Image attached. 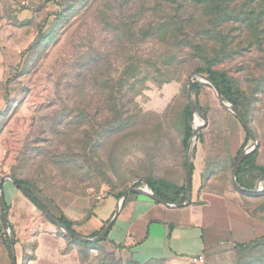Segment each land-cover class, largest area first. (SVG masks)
Listing matches in <instances>:
<instances>
[{
  "label": "rangeland",
  "instance_id": "374dc122",
  "mask_svg": "<svg viewBox=\"0 0 264 264\" xmlns=\"http://www.w3.org/2000/svg\"><path fill=\"white\" fill-rule=\"evenodd\" d=\"M195 71L225 75L223 98L256 139L242 150L258 148L264 0H0V197L11 177L47 204L52 189L92 198L128 186L149 190L144 179H163L178 161L185 177L186 157L192 162L193 150L204 149L193 198L203 221L200 264H264V236L234 241L228 212L232 205L264 211L263 191L232 183L224 152L227 131L242 141L245 129L197 75L191 97L207 111L205 120L188 116ZM187 122L192 131L201 125L188 155ZM3 214L0 199V264H10ZM78 245L80 264H195L139 263L101 241Z\"/></svg>",
  "mask_w": 264,
  "mask_h": 264
},
{
  "label": "crops",
  "instance_id": "0c3cea01",
  "mask_svg": "<svg viewBox=\"0 0 264 264\" xmlns=\"http://www.w3.org/2000/svg\"><path fill=\"white\" fill-rule=\"evenodd\" d=\"M227 132L224 152L231 160L242 151L238 153L244 139L239 141L231 130ZM193 153L191 195L187 205L177 206L174 203L179 202L170 201L163 203L145 192L136 191L127 194L119 210V197L115 194L92 198L90 195H73L52 189L48 191L51 205L37 194L38 201L55 217H66L75 233L84 237L101 231L116 213L106 239L100 241L116 248L122 246L120 249L128 252L137 262L190 260L192 255L202 254L204 250L203 221L193 198L201 187L206 152L194 149ZM255 164L264 167V140L257 148ZM262 175L255 179L254 188L246 190H259L257 185ZM164 179L177 185L183 184L184 175L179 161L171 166ZM209 179L213 180L212 177ZM260 186L263 189L264 179ZM4 195L6 207L8 205L7 220L15 236V244H12L15 261L20 259L26 264H80L78 243L52 223L12 181L8 187L4 186ZM252 211L238 205L230 206L228 212L234 241L245 242L264 236V211L258 210V216Z\"/></svg>",
  "mask_w": 264,
  "mask_h": 264
},
{
  "label": "water",
  "instance_id": "95a60500",
  "mask_svg": "<svg viewBox=\"0 0 264 264\" xmlns=\"http://www.w3.org/2000/svg\"><path fill=\"white\" fill-rule=\"evenodd\" d=\"M194 75H197V77L202 80V81H206L208 82L213 88L216 89L217 91V95L218 97L220 98L221 100V104L228 110H230L231 112H233L238 118L239 120L241 121L242 123V126L244 127L245 131L247 132L248 134V137L249 139L255 143L256 142V139L251 131V128H250V125H249V122L248 120L246 119V117L242 114V112L237 108L235 107L234 105L226 102L222 96V94L217 90V88L215 87V84L210 81L208 78H206L204 75L198 73V72H193L189 78H188V84H187V90H186V100H187V103L190 107V110L197 114L200 118H202L203 120H205V116L202 115L198 110L197 108L195 107V104L192 100V97H191V91H192V88H193V83H194ZM205 123V122H204ZM201 128V125H198L196 126L193 131H192V134L188 140V144H187V147H186V153L187 155L189 154V151H190V148H191V145H192V140L193 138L195 137L196 133L199 131V129ZM251 151L250 147L249 146H246L237 156L235 162H234V165L231 169V181L233 184L235 185H239L237 180H236V171H237V168L240 164V162L242 161V159L244 158V156L249 153ZM264 179V174L260 177L259 179V182H258V185H257V189L259 188L260 186V183L261 181ZM10 180L20 189L22 190V192L24 194H26L30 199H32L36 205L42 210V212L47 216V218L52 222L54 223L65 235H67L68 237H71V238H74L78 241H82V242H90V241H100L102 240L103 238H105L108 234V231L112 225V222H113V219L115 218V215L116 213L114 214V216L107 222V224L102 228V230L96 235V236H93V237H84V236H81L73 231H71L70 229H68L63 223H61L54 215H52L46 208H44V206L34 197V195L21 183H19L16 178L14 177H11ZM184 185H185V200L184 202H181V203H174V205H177V206H181V205H187L190 203V195H191V170H190V167H189V160H188V156L186 157V164H185V182H184ZM2 189V185H1V181H0V190ZM145 192L146 194H148L151 198L155 199V200H158L160 202H163V203H170L169 201H167L166 199H163L162 197H160L158 194L154 193L151 189H139V188H134L133 186H128L126 189L123 190V192L121 193L120 197H119V201H118V206H117V210L120 209V207L122 206L123 202H124V199L125 197L127 196V194L129 192ZM1 199V204H2V207H3V226L4 228L6 229V231L8 232V248H9V251H10V256H11V261H12V264H16V261H15V254H14V250H13V245H12V242H11V239H10V228H9V223H8V220H7V207H6V203H5V200L3 198V195H1L0 197Z\"/></svg>",
  "mask_w": 264,
  "mask_h": 264
},
{
  "label": "trees",
  "instance_id": "16d2710c",
  "mask_svg": "<svg viewBox=\"0 0 264 264\" xmlns=\"http://www.w3.org/2000/svg\"><path fill=\"white\" fill-rule=\"evenodd\" d=\"M209 79L215 84V87L222 94V96L229 100L228 96H229V93H230L229 92L230 91V86H229V81L226 79L225 75L222 72L211 71V75L209 76ZM195 88H197V84L194 81L192 90L195 89ZM230 101L233 103V105L235 107H237L232 100H230ZM193 102H194L195 107L197 108V110L202 115L205 116L206 115V111H207L206 106L203 107L200 104H198L197 102H195V101H193ZM188 116L189 117L192 116V111L190 110V107H188ZM191 133H192V127L187 122L185 124V126H184V134H183V138H182V142H183V145L185 147H187L188 140H189V137L191 136ZM248 139H249V137H248V134L246 132L245 133V137H244V141H243V143L241 145V148L238 151V153L242 150L244 145L247 143ZM256 153H257V148H255L252 151H250L249 153H247L244 156V158L242 159V161L240 162V164H239V166L237 168V171H236V180H237V182L242 187L247 188V189L254 188L255 179L260 174H264V167H260V166H257L255 164ZM235 160H236V156L233 157L231 160L229 159L230 167H233ZM189 167H190L191 174H192V171H193V168H194L192 162H189ZM16 180L19 183L23 184L34 195V197L38 200L37 193H35L31 189H29L21 180H19V179H16ZM144 181L147 183L149 188L154 193L158 194L160 197H162L163 199H166L167 201L181 203V202H184V200H185V185H184L185 177H184V182L181 185H177V184H175V183H173V182H171L169 180H166L164 178L163 179L146 178V179H144ZM140 183H142V180H139V181L135 182V185H139ZM260 191L264 192V187ZM252 192H254V191H251V193ZM115 195H116V197H120L119 194H115ZM7 207H8V205H7ZM56 218L61 223H63L68 229H70L71 231L75 232L72 229V227H71V222L66 217H64V216H56ZM9 226H10V230H11L10 231V239H11L12 244L14 245L15 244V236H14V233H13V230H12L10 224H9ZM99 232L100 231L94 232L93 234L90 235V237L96 236ZM70 239L73 240V241H76L78 244L90 243V242L78 241V240H76L74 238H71V237H70ZM104 239H106V237L103 238V240ZM5 243H6V247L8 249L9 257H10V260H11V256H10V252H9V248H8V240ZM238 245H243V244H238ZM117 247L121 248L122 246L118 245ZM149 261H151V260H149ZM10 264H12V261L10 262Z\"/></svg>",
  "mask_w": 264,
  "mask_h": 264
},
{
  "label": "built area",
  "instance_id": "2783aa9c",
  "mask_svg": "<svg viewBox=\"0 0 264 264\" xmlns=\"http://www.w3.org/2000/svg\"><path fill=\"white\" fill-rule=\"evenodd\" d=\"M259 189H261V186H259ZM190 261L195 264H200L203 262V255L202 254H196L192 255L190 257Z\"/></svg>",
  "mask_w": 264,
  "mask_h": 264
}]
</instances>
